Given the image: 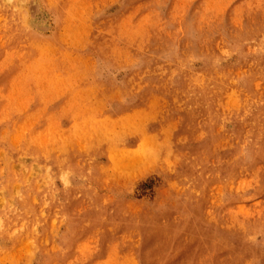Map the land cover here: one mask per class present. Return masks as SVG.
Returning <instances> with one entry per match:
<instances>
[{
	"label": "rangeland",
	"instance_id": "1",
	"mask_svg": "<svg viewBox=\"0 0 264 264\" xmlns=\"http://www.w3.org/2000/svg\"><path fill=\"white\" fill-rule=\"evenodd\" d=\"M263 233L264 0H0V264H264Z\"/></svg>",
	"mask_w": 264,
	"mask_h": 264
},
{
	"label": "bare ground",
	"instance_id": "2",
	"mask_svg": "<svg viewBox=\"0 0 264 264\" xmlns=\"http://www.w3.org/2000/svg\"><path fill=\"white\" fill-rule=\"evenodd\" d=\"M13 28V27H12ZM13 32H14V30H13ZM15 35V34H14ZM16 36V35H15ZM214 70V69H213ZM140 73V72H139ZM12 134V133H11ZM256 147V146H255ZM138 152H140V151H138ZM138 152H134L133 151V153H130L129 154V159H133L134 157H135V159L138 157L139 158V160H140V158H141V153H138ZM41 153V152H40ZM140 154V155H139ZM139 155V156H138ZM40 156V155H39ZM137 160V159H136ZM136 160L134 161V159L133 160H130V162L132 163V161H133V163H135L136 162ZM129 162V163H130ZM56 163V162H55ZM116 164V163H115ZM119 165H124V163H118ZM131 165V164H130ZM62 177H64V176H62ZM40 201H42V200H40ZM32 209V208H31ZM34 210H35V208H34ZM38 212V211H37ZM36 214V213H35ZM42 215V214H41ZM40 215V216H41ZM50 216V215H49ZM36 217H38V216H36ZM53 219V218H52ZM29 220V219H28ZM30 221H31V219H30ZM39 222V221H38ZM41 222V221H40ZM51 223V222H50ZM29 224V223H28ZM36 224V223H35ZM30 225V224H29ZM46 228V227H45ZM264 234V233H263Z\"/></svg>",
	"mask_w": 264,
	"mask_h": 264
}]
</instances>
